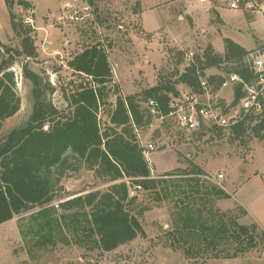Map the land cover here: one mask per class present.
<instances>
[{"label": "rangeland", "instance_id": "rangeland-1", "mask_svg": "<svg viewBox=\"0 0 264 264\" xmlns=\"http://www.w3.org/2000/svg\"><path fill=\"white\" fill-rule=\"evenodd\" d=\"M19 1L0 0V40L12 47L21 45L13 31L8 33L12 10L33 27L39 54L35 58L19 57L11 68L21 108L6 119L0 137L26 124L32 114L33 83L24 77L22 70L27 62L32 71L51 82L54 91L48 98L64 109L68 107L67 96L76 86L90 81L75 73L69 62L88 48L98 47L104 52L111 77L101 84L106 90L98 119L101 128L106 129L112 125L109 114L117 96L140 95L158 83L177 81L179 73L208 43L214 40L218 49L223 35L222 19L217 12L211 16L212 20L195 21L190 14L192 5L183 0H26L30 4L28 8L21 7ZM250 1L248 7L241 8L244 11L225 12L223 29L229 35L239 34L246 46L256 49L264 45V40L255 45L253 37L258 33L251 28H256L264 39V12L261 10L264 0ZM66 5L78 8L82 19L58 23L56 16ZM258 17L262 20L250 25L249 20ZM234 67L227 63L206 71L207 76L219 74L227 78L228 83L218 92V97L228 106L229 116L238 111L240 104V100H236L237 83L231 80ZM176 87L180 95L191 91L182 83H177ZM137 131L143 147L155 144V150L146 156L153 175L164 177L165 181L156 190L142 189L137 193L136 211L139 207L148 208L141 217L146 237L139 236L105 252L85 237L87 232L64 219L75 209L66 211L63 202L97 189L105 191L111 185L108 177L97 175L76 162L79 169L73 166L66 171L62 180L64 189L59 190L58 199L35 206L0 225V264H264L261 241L264 230L259 227H264V193L250 205L247 215L245 208L230 194L249 175L264 172V139L251 137L253 135L246 140L234 139L229 129L211 132L208 128L203 134H175L156 119ZM197 167L203 175L222 173L225 188L200 177L196 174ZM194 179L201 182V194L196 193ZM124 180L131 182L128 177ZM213 186L230 197H220L212 190L208 195L207 188ZM189 209L193 213L201 212L203 218L218 225L233 220L250 226L259 224L258 244L236 258L211 257L226 250L233 253L239 247L237 242L229 245L225 239L214 248L205 249L207 246L201 244L202 251L188 258L185 246L176 239V228Z\"/></svg>", "mask_w": 264, "mask_h": 264}, {"label": "trees", "instance_id": "trees-1", "mask_svg": "<svg viewBox=\"0 0 264 264\" xmlns=\"http://www.w3.org/2000/svg\"><path fill=\"white\" fill-rule=\"evenodd\" d=\"M18 3L21 7H30L26 0ZM10 21L21 45L12 47L0 40V135L6 119L21 108L15 73L11 68L19 57L35 58L39 54L30 23L18 18L12 10ZM224 44L223 53L208 44L179 73L175 82L158 83L143 90L141 96H117L109 114L112 125L106 129L101 128L98 114L106 90L101 84L109 81L111 70L106 55L98 47L84 50L69 62L75 73L90 78V81L76 86L75 91L67 96L68 107L64 109L48 98L54 91L51 82L32 71L28 62L24 64L23 75L33 83L34 106L26 124L0 137V225L35 206L58 199L59 190L64 189L62 180L66 171L76 166L77 162L94 170L97 175L108 177L111 185L105 191L97 189L63 202L62 207L66 211L75 209L64 219H68L78 230L87 232L85 237L105 252L113 251L139 236L146 237L141 217L148 208L139 207L136 211L138 195H130V186L139 183L146 191L156 190L165 181L164 177L153 175L146 149L138 139L137 130L150 126L155 120L143 102L154 99L162 111L168 113L172 96L179 95L176 84L182 83L192 91H199L201 77L206 78L213 91L218 93L227 78L219 74L207 76L206 71L227 63L235 65L231 72L249 81L253 74L247 56L253 49L248 50L228 37L224 39ZM242 96L241 85H237L236 100ZM209 130L212 132L215 129ZM229 131L238 140L249 139L251 135L264 139V114L260 117L245 115L233 123ZM200 132L203 134V131L194 133ZM77 169L79 166L75 167ZM196 174L203 175L198 167ZM126 177L131 179V185L124 180ZM200 183V180L194 179L197 194H201ZM216 188H207L208 195L213 191L220 197H230L224 190ZM187 212L177 225L176 239L185 246L188 258H194L202 251L201 244L207 246L205 249L214 248L225 239L227 244L237 242L239 247L233 253L226 250L211 257L236 258L239 253L258 244L257 225L240 224L234 220L218 225L203 218L201 212L193 213L191 209ZM261 241L264 244V231Z\"/></svg>", "mask_w": 264, "mask_h": 264}, {"label": "built area", "instance_id": "built-area-1", "mask_svg": "<svg viewBox=\"0 0 264 264\" xmlns=\"http://www.w3.org/2000/svg\"><path fill=\"white\" fill-rule=\"evenodd\" d=\"M212 1V2H211ZM203 4L212 7L217 4L232 10L248 7L250 0H200ZM264 12V6H261ZM82 19L80 10L72 5H66L57 14L56 20L60 24ZM193 60V58H192ZM247 61L252 69V77L248 81L234 73L231 76L232 82L241 85L243 96L240 99L238 111L229 116L226 112L228 106L213 91V86L206 78H200V90L190 91L187 94L172 96L169 103L168 113H164L154 99L143 102L156 121L169 126L172 133L176 132H198L210 129L228 130L230 126L245 115L251 114L260 117L264 114V46L253 49L247 56ZM228 82L226 81L224 86ZM209 126V127H208ZM155 144L149 143L145 147L146 153L155 150ZM200 177L211 181L221 188L224 175L222 173L213 175H200ZM128 183L129 180H127ZM142 185L134 183L130 186V195H136L142 190Z\"/></svg>", "mask_w": 264, "mask_h": 264}, {"label": "crops", "instance_id": "crops-1", "mask_svg": "<svg viewBox=\"0 0 264 264\" xmlns=\"http://www.w3.org/2000/svg\"><path fill=\"white\" fill-rule=\"evenodd\" d=\"M184 2H188V4L192 5L190 8V14H192V19L196 20H200L202 18H211V20L213 19L211 16L213 14H215L217 12V15L220 16V18L222 19V27L220 29V31L223 32V35L221 36V41H220V47L218 49H216V42L214 40H212L210 43L208 44H212L213 47L220 53H223L225 51V44H224V39L225 38H231L233 39L235 42L239 43L240 45L244 46L246 49H252L254 46L252 47H248L246 46L241 39L239 38V34H235V36L233 35H229L227 32H225V30L223 29L225 26V20H224V14L227 11H237V10H241L244 11L242 9H236V10H232L226 7H220L218 4L214 7H212L209 4H203L200 2V0H183ZM262 20L261 17H258V19L253 18L249 20L250 25L255 24L256 22H260ZM11 23V21H10ZM7 26V25H6ZM215 27V26H213ZM252 27V26H251ZM216 28V27H215ZM252 30H256V33H258V35H256L254 38L255 40V45H257V43L259 42V40H264L259 36V32L256 28H251ZM12 32V27H11V31L8 30V33L11 34ZM255 32V31H254ZM255 33V34H256ZM264 193V172H260V173H256V174H252L249 175L243 182H241L238 187L234 190L232 194V198L238 203L240 204L242 207L245 208L246 215L248 214V210L249 207L252 203H255L260 196ZM246 217V216H245ZM257 224V223H256ZM259 226V224H257ZM262 230H264V227L259 226Z\"/></svg>", "mask_w": 264, "mask_h": 264}]
</instances>
